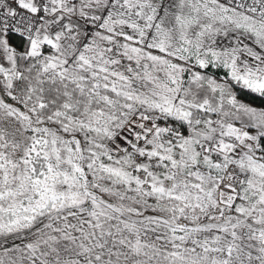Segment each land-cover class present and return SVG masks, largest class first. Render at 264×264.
Segmentation results:
<instances>
[{
  "label": "snow or ice",
  "instance_id": "snow-or-ice-1",
  "mask_svg": "<svg viewBox=\"0 0 264 264\" xmlns=\"http://www.w3.org/2000/svg\"><path fill=\"white\" fill-rule=\"evenodd\" d=\"M0 264H264V0H0Z\"/></svg>",
  "mask_w": 264,
  "mask_h": 264
}]
</instances>
